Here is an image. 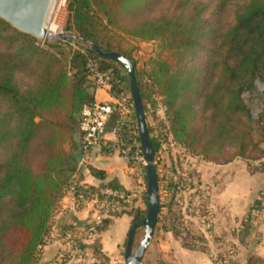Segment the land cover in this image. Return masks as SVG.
Returning a JSON list of instances; mask_svg holds the SVG:
<instances>
[{
    "label": "trees",
    "instance_id": "obj_1",
    "mask_svg": "<svg viewBox=\"0 0 264 264\" xmlns=\"http://www.w3.org/2000/svg\"><path fill=\"white\" fill-rule=\"evenodd\" d=\"M69 8L68 29L87 45L85 49L69 39L43 47L38 39L0 18V264H35L40 259L55 226L57 206L72 187L79 204L95 198L113 207L129 206L103 191L108 187L128 194L122 186L84 185L83 170L78 169L80 110L95 97L92 67L109 73L113 97L126 96L133 103L125 64L99 55L95 45L134 63L144 111L149 102L157 105L155 94L162 97L174 139L192 153L217 161L212 154L228 144L247 159V149L253 145L254 118L244 94L252 93L257 82L264 86V0H71ZM127 36L159 41L171 51L175 64L152 58L150 69L140 70L132 49L125 45ZM202 54L206 59L199 62ZM147 76L150 83L145 82ZM119 119L120 114L114 113L108 130ZM147 129L157 154L161 137ZM123 130L125 138L135 130L142 149L134 106L132 120ZM130 149L133 158L128 163L147 172L134 159L133 144ZM91 171L105 180L104 171ZM170 185L175 190L180 186ZM142 198L148 205L149 196ZM147 212L130 210L135 222ZM166 213H160L157 221L171 220L176 233H189L181 227L180 211ZM110 222L104 218L90 230L102 232ZM71 227H63L61 235ZM74 242L82 255L87 254L75 235ZM89 252L105 258L99 241L92 243Z\"/></svg>",
    "mask_w": 264,
    "mask_h": 264
},
{
    "label": "crops",
    "instance_id": "obj_2",
    "mask_svg": "<svg viewBox=\"0 0 264 264\" xmlns=\"http://www.w3.org/2000/svg\"><path fill=\"white\" fill-rule=\"evenodd\" d=\"M94 94L101 101L112 97L102 88L96 89ZM192 160L196 162H187L182 172L183 180H192L189 183L193 184L186 187L187 198L195 191L206 193L203 210L212 213L217 232L214 234L204 227L195 213H190L188 227L181 225L189 230L187 234L176 233L171 220L157 221L140 264H215L225 246L234 249L231 264H264V166L241 157L227 162ZM92 168L104 171L105 180L96 177ZM82 173L81 182L87 186L100 187L109 182L122 186L128 191V200L124 202L129 206L119 209V206L113 207L110 202L95 198L79 204L74 193L69 191L57 206L53 229L63 233V227L71 225L72 231L64 234L75 235L82 243V252L88 253L92 243L99 241L106 258L119 257L133 249L146 223V216L135 222L130 213L132 208L148 209L142 198L144 194L148 196L144 191V169L130 165L116 150L96 147L90 152ZM165 208L160 213H164ZM179 208L184 214L183 202ZM104 218L111 220L109 226L102 232H91L90 226ZM60 251L59 242L47 243L35 264H77L76 260H61Z\"/></svg>",
    "mask_w": 264,
    "mask_h": 264
},
{
    "label": "rangeland",
    "instance_id": "obj_3",
    "mask_svg": "<svg viewBox=\"0 0 264 264\" xmlns=\"http://www.w3.org/2000/svg\"><path fill=\"white\" fill-rule=\"evenodd\" d=\"M70 1L71 0H56L55 5L53 7L51 16L49 18V25L51 24L56 26L57 31L55 33L57 34L68 33L71 35H77L73 30L68 29V27L71 25V20H72L71 10L69 8ZM203 1L209 3L211 0H203ZM209 16L213 17L211 13ZM69 40H71L72 44L77 48L85 49L87 47V45L78 38L72 37L69 38ZM56 41L57 40L52 42H49L48 40L47 41L39 40V43L41 46L47 47V44L55 43ZM125 45L128 48L132 49L133 58L136 60L137 66L140 70L150 69L151 66L150 59L152 58L165 60L169 62L171 65L175 64V59L173 58L171 51L165 48L159 41H143L138 38L127 36ZM205 59H206V55L202 54L201 58L198 61L204 62ZM125 68L128 71V67ZM206 74L207 73H205V75ZM144 79L145 82L150 83V80H148V76ZM205 85L206 84H204V86ZM129 95L132 97L131 92H128V96ZM244 96L247 99L246 100L247 103L251 107V112L254 118V120L251 122V130H250L253 145H249L247 149L248 150L247 154L249 155L248 156L249 158H247V160H249V162L254 164L255 161L259 159L261 155H263V151H264V86L260 82H257L256 89H254L252 93L246 92ZM154 97L156 99L157 105L152 106L151 103L149 102V104L147 105V109L145 111V118H146L147 126L151 127L152 129L151 135L154 137L160 136L162 142L158 153L155 154L154 163L159 177L158 185H159L160 202H162L166 207L163 214L164 216L168 214L166 212L169 209L173 211L178 210L181 212L179 207L182 205V203H179L175 200L176 195H180L181 197H183V199L189 197L188 196L189 192H187L186 190L183 191L181 189L182 187L185 188L187 186L192 185L190 184L192 180H188V181L183 180L182 172L184 169H186L187 162L195 163L196 161L195 160L193 161L192 158L201 159V160H205V159H203L199 155L192 153L191 149L184 147L174 139L170 130L171 125L168 119L167 109L162 101V97L158 96L157 94H155ZM208 113L209 112H207V114ZM108 137H112V136L109 135ZM238 153L239 150L237 149L236 146L226 144L223 146L219 154H217V152L212 154V156L217 157V161H212V162H227L235 158H240ZM137 168L141 169L142 167L137 166ZM142 176L146 186L144 188V191L148 193L150 191V181L147 178V172L143 173ZM170 183H178L180 186L177 190H175L174 189L175 187H172ZM173 194L175 195L174 196L175 198L173 197ZM197 194L199 195V192L195 191L192 193V196H196ZM153 207L152 210L154 211L155 208ZM123 208L124 207L120 205L119 209H123ZM195 215L199 217V214L197 212ZM181 225L184 227V224L181 223ZM147 228H148V224L145 223L139 234L140 236L134 242L135 246L133 247V249L130 248L129 251H127L125 254L119 255V257L116 256L115 258L105 257L103 259V264H130L131 259L136 254L138 249L141 247V244L147 233ZM54 231L57 230L53 229L52 232ZM131 264H140V262L138 259L135 258Z\"/></svg>",
    "mask_w": 264,
    "mask_h": 264
},
{
    "label": "built area",
    "instance_id": "obj_4",
    "mask_svg": "<svg viewBox=\"0 0 264 264\" xmlns=\"http://www.w3.org/2000/svg\"><path fill=\"white\" fill-rule=\"evenodd\" d=\"M94 72L93 79L95 81L96 87L106 89L110 92V75L106 72H100L95 67H92ZM133 103L130 102L129 98L126 96L115 98L111 97L108 101H101L94 97V100L89 103L83 104L80 110V129L82 132V156L79 162L78 169L83 170L88 162L90 152L96 148L106 145L115 149L120 153V155L127 161H131L133 156H131V145L135 147L134 159L138 165L146 166V161L143 155V150L141 149L139 143L136 140V131H130V137L125 138L123 133V127L125 123H129L133 116ZM120 114V119L118 125L108 130V125L112 120L114 113ZM112 136L110 139L108 136ZM132 140V141H131ZM130 144V145H129ZM258 166H264V154L259 157L254 163ZM183 191L187 188L182 187ZM74 191V187L71 191ZM72 191V192H73ZM168 192V191H166ZM104 193L113 197H119L123 200H128V196L120 190L107 188ZM80 197H83L80 195ZM175 198V197H174ZM206 194L202 193L196 196H191L190 198L183 199L180 195H176L175 200L179 203H184V219L183 223L188 227L189 215L190 213L196 212L199 214L200 222L209 231L216 234V228L214 223L213 215L210 211H204ZM89 201L85 198L84 202ZM186 201V202H185ZM59 242L61 251L59 253V258L61 260H76L77 264H103V260L96 257L92 253H87L82 255L74 242V235L66 234L61 235L60 231H54L46 239V244L49 242ZM234 254V249L231 246H225V250L222 251L221 255L215 259V264H230L231 259Z\"/></svg>",
    "mask_w": 264,
    "mask_h": 264
},
{
    "label": "water",
    "instance_id": "obj_5",
    "mask_svg": "<svg viewBox=\"0 0 264 264\" xmlns=\"http://www.w3.org/2000/svg\"><path fill=\"white\" fill-rule=\"evenodd\" d=\"M54 4L55 0H0V18L7 21L17 30L32 35L41 41L48 40L49 42H52L60 39L67 40L72 37L81 39L78 35H71L68 33L57 34L50 33L48 31L47 23L49 21ZM94 47L99 55L122 62L126 67H128L131 94L136 112L143 155L146 161L145 167L147 169L148 180L150 181V191L148 192V212L145 219L146 224H148L147 233L141 244V247L131 259V264L135 258L140 260L150 245L155 224L157 222V217L161 212L157 170L154 163L155 151L149 140L144 104L135 74L134 63L123 55L105 53L101 51L97 45ZM152 207L155 208L154 211L152 210Z\"/></svg>",
    "mask_w": 264,
    "mask_h": 264
},
{
    "label": "bare ground",
    "instance_id": "obj_6",
    "mask_svg": "<svg viewBox=\"0 0 264 264\" xmlns=\"http://www.w3.org/2000/svg\"><path fill=\"white\" fill-rule=\"evenodd\" d=\"M55 2H56V0H55ZM55 5V4H54ZM54 7V6H53ZM53 10V9H52ZM51 13H52V11H51ZM50 16H51V14H50ZM47 28H48V31L49 32H52V33H55L56 31H57V28H56V26H54V25H49V21H48V23H47Z\"/></svg>",
    "mask_w": 264,
    "mask_h": 264
}]
</instances>
